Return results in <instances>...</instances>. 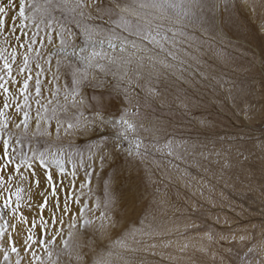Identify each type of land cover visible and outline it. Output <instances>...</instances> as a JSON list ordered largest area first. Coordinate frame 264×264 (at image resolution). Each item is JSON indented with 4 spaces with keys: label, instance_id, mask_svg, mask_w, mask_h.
<instances>
[{
    "label": "rangeland",
    "instance_id": "obj_1",
    "mask_svg": "<svg viewBox=\"0 0 264 264\" xmlns=\"http://www.w3.org/2000/svg\"><path fill=\"white\" fill-rule=\"evenodd\" d=\"M25 2L27 5L29 0ZM117 2L121 7L131 6L138 13V16L125 14L133 25L138 20L141 23L150 20L153 25L159 24L164 30L176 33L175 46L166 45L164 51L151 46L137 51L129 44L128 51L121 54L118 50L113 53L105 44L104 51L118 58L116 64L100 60L106 71L81 65L89 80L94 75L120 89L110 112L116 113L117 108L127 110L126 118L136 126L135 133L129 134L131 144L127 140L117 141L111 126L97 125L95 130H71L66 134L67 123L74 122L78 113L71 108L70 100L68 111H63L72 76L65 67L64 54L47 42L46 31L51 29L41 24L38 30L31 20L17 18L14 33L10 19L5 20L0 31V50H5V55L13 50L17 53L13 75L22 83L27 73L18 75L17 69L27 53L33 77L29 81L30 108H24L30 116L28 135L13 127L16 135L10 144L19 152L21 144L15 140L20 136L22 150L29 158L33 151H51L58 153L62 161L58 165L49 157L47 168L38 159L32 161L41 183L39 188H32L31 209H24L29 224H18L22 237L27 235L33 219L37 222L33 231L39 237L40 216L48 220L52 206L58 201L63 207L67 200L73 212L87 203L91 210H86L87 219L106 211L114 222L102 233L97 230L98 220L86 233L82 229L76 231L73 247L76 243L98 242L80 249L82 254L86 253L87 264H92L98 254L109 264H257V261L264 264V0H199V3L155 0L160 7L151 6L154 0ZM140 4L147 6L141 8ZM31 13L32 8L26 7L25 14ZM88 23L102 29L114 27L108 17L102 20L93 17ZM70 26L76 34L75 44L82 46L80 30L75 24ZM117 33L135 40L143 48L136 37L122 29H117ZM58 43L56 39L55 44ZM29 44L32 51H28ZM96 50L100 51L99 46ZM168 51L172 56L167 55ZM49 52L57 53L51 56V64ZM130 56L132 63L124 65L122 61ZM140 57L144 67L137 73ZM58 58L62 61L59 72ZM37 72L41 80L39 97L35 95ZM125 72L127 76L121 79ZM10 87L18 91L17 86ZM79 91L83 97L79 110L84 117H90V98L99 95V90L85 81ZM2 101L0 95V107ZM19 102L23 106L22 98ZM38 111L39 133L36 132ZM6 112L14 123L23 119V112L16 111L14 106ZM57 120L63 124L59 138ZM45 129L51 135H41ZM101 136L109 139L101 143ZM137 139L141 141L139 153L135 148ZM101 156L105 157L103 166ZM86 171L93 175L91 183L82 189ZM45 172L53 176L55 197ZM110 177L112 202L105 208L104 184ZM49 192L51 199L41 212L38 205L44 200L40 193ZM76 197L80 205L74 202ZM27 199L25 193L26 202ZM60 214L57 210L56 215ZM64 220L67 238L68 215ZM61 247L57 239L52 249L53 261ZM37 252L44 264H51L39 246ZM74 255L75 249L73 257L61 253L59 264H76ZM29 259L24 256V264Z\"/></svg>",
    "mask_w": 264,
    "mask_h": 264
},
{
    "label": "snow or ice",
    "instance_id": "obj_2",
    "mask_svg": "<svg viewBox=\"0 0 264 264\" xmlns=\"http://www.w3.org/2000/svg\"><path fill=\"white\" fill-rule=\"evenodd\" d=\"M193 3H199V0H193ZM147 5L140 4V7H146ZM152 7H160L161 5L156 3L155 0L151 5ZM26 7L32 8L31 15H26ZM18 9V11H17ZM15 13V14H12ZM59 14V19L57 18ZM138 16V13L128 5L121 7V4L117 0H109L108 4H105V0H43L42 3L38 0H29L26 5L25 0H0V31L4 29L5 20L10 19L13 22L12 32L14 33L15 22L17 18L27 21L31 20L34 26L39 30L40 25L43 24L45 29H51L50 32L46 31V39L49 44H53L58 50V53L64 54L63 59L67 61L65 67L72 76L71 90L65 95V106L63 111L67 112L69 109L68 101L70 100L71 108L77 110L74 122L69 121L65 133L68 134L71 130H79L82 132H88L95 130L97 125L101 127L111 126L115 130V139L117 141H132L129 139V134H134L136 126L129 119L126 118V109H116V113L110 112V109L115 107V98L120 95V89L118 87H111L103 79H98L96 76H92L89 80V74L84 71V68L92 69L99 68L102 72L106 71L105 66L100 63V60H108L109 64L118 63V58L113 55L109 56L104 51V46L107 44V48L113 53L117 50L123 54L128 51L129 44L132 49L137 51H144L149 47L158 48L160 51L165 50L166 45L175 46L176 33L171 29L164 30L161 25H153L150 20H145L143 23L137 21L135 25L131 20L127 18V15ZM95 17L96 19H104L108 17L109 22L114 27L108 29H102L94 24L88 23ZM115 17V19H113ZM71 24H75V27L80 30V35L83 37L84 43L82 46L75 44V33L72 31ZM24 27V25H21ZM117 29H122L127 32L129 36L136 37L143 48H139L135 40H129L127 37H122L117 33ZM171 32V36H169ZM38 34V33H37ZM36 34H34L35 36ZM19 41V37H16ZM58 39L59 43L55 44V40ZM33 39L32 43H35ZM23 46V45H21ZM99 46L100 51H97ZM91 49V51H89ZM31 44L28 45V51H32ZM5 50H0V60H3V67L0 68V95L3 96L2 107H0V142L3 143V155L0 156V264H24V256H29L28 264H44V260L37 252V247L46 253L51 264H59L61 253L73 257L75 249L74 259L76 264H87L84 259V255L80 251L83 247H90L93 243H98L95 240L88 241L87 244L81 245L76 243L73 247V237L78 229H82L84 233L99 221L98 231L103 230L114 224L111 217L106 211H102L99 217L93 219L85 218L86 210L88 209L87 203H84L79 207L78 212H73L69 206L67 200H65L63 207L60 206L57 201L50 209L51 216L48 220H45L43 216H40L39 227L42 232L39 237H36L33 231L37 227L35 219L31 220L30 227L27 229V235L22 237L21 231L18 229V224L28 225V217L24 215V209H31V193L32 188L40 187V179L36 178L37 173L33 170V160H39L41 165L47 168V160L52 158L54 163L58 165L62 164V161L58 158V153L51 151L32 152V157L29 158L27 153L22 150V141L20 136H16L15 143L21 144V150L18 152L14 145L10 144V140L16 134L12 131V128L22 129L24 136L29 132V120L30 116L24 108H30L28 103L29 96V81L33 79L31 75V69L29 68V56L27 53L23 55L22 66L17 69V74L22 75L27 73L23 78L22 83L17 79V76L13 75V63L16 60V51L13 50L8 55L4 54ZM57 53L49 52V61L51 64V56ZM39 55V53H37ZM134 55V53L132 54ZM168 56H172V52H167ZM175 58V57H173ZM152 59L151 57L149 58ZM75 61V64L73 63ZM61 59L56 60L57 72L61 68ZM124 65H130L132 63L131 56L126 61H122ZM41 68L39 64L36 66ZM144 67L143 57H140L137 62L136 71H139ZM42 71V69H41ZM115 75V74H114ZM127 76L125 72L121 79ZM40 72L36 73L35 79V95L39 97L41 95V80ZM56 79V76L53 77ZM89 82L94 90H99V95H94L90 98V108L92 114L90 117H84L81 112L80 106L83 104V97L79 91V88L83 82ZM129 83L131 81L129 80ZM10 86H17L18 91H13ZM59 89L57 88V93ZM105 92L108 93L105 96ZM57 93H54L57 94ZM126 95V93H125ZM19 98L23 99V106L19 102ZM40 103L39 100L36 101ZM51 103V101H49ZM15 107L16 111L23 112V119L20 123H14L6 112L7 109ZM45 111L47 107L45 106ZM117 113H119L117 115ZM55 115V109H53V116ZM50 122V120H49ZM11 125V127H10ZM63 124L57 120L56 134L59 138L60 129ZM41 128V117L39 111L37 112L36 119V132L39 133ZM7 134V135H5ZM35 135V133H33ZM41 135H51L45 131ZM109 139L108 136H101V143H105ZM141 146V141L136 140L135 148L137 153ZM58 152H62L59 149ZM104 156H101V166H103ZM18 159V162H17ZM61 171L63 168L61 167ZM93 173L86 171V180L81 183L80 187L83 189L86 185L91 183ZM75 176V172H73ZM46 181L49 186L53 185V176L50 172H45ZM35 178V179H34ZM34 180V182H33ZM111 184V177L108 181H105V208H108L111 201V194L109 192ZM26 185V186H25ZM56 188L52 186V195L55 197ZM25 193L28 194L27 202L25 201ZM6 194V195H5ZM44 202L38 207L41 212L48 206V198L46 193H40ZM74 202L80 205L79 197H76ZM96 207H100V202L97 200ZM57 210L61 213L56 215ZM68 215L69 223L67 224V238H65V220L64 216ZM59 225V227H57ZM51 226V228L49 227ZM51 231V234L49 232ZM35 237V238H34ZM57 239L60 240L62 245L59 252L56 253V260H52L53 251L55 248ZM252 251V249H249ZM24 253L22 256L21 253ZM15 257V261H13ZM92 264H109L102 254H98L93 260ZM257 264H261V261H257Z\"/></svg>",
    "mask_w": 264,
    "mask_h": 264
},
{
    "label": "bare ground",
    "instance_id": "obj_3",
    "mask_svg": "<svg viewBox=\"0 0 264 264\" xmlns=\"http://www.w3.org/2000/svg\"><path fill=\"white\" fill-rule=\"evenodd\" d=\"M233 15V14H232ZM47 196H48V199H51V194H50V192L47 194ZM38 198H36V200H37ZM42 199V198H41Z\"/></svg>",
    "mask_w": 264,
    "mask_h": 264
}]
</instances>
